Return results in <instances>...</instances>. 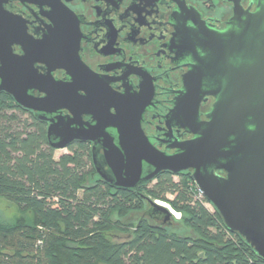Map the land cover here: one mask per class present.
<instances>
[{"label": "water", "instance_id": "95a60500", "mask_svg": "<svg viewBox=\"0 0 264 264\" xmlns=\"http://www.w3.org/2000/svg\"><path fill=\"white\" fill-rule=\"evenodd\" d=\"M57 15L61 17L60 12ZM60 17L51 19V39L30 43L36 50L43 47L49 50L45 57L52 62L51 70H65L70 80L57 83L48 75V91L37 87L38 82L29 78L21 79L19 85L5 81L0 91H5L26 110L47 115L67 110L71 116L47 119V143L54 150H61L73 141H93L96 175L111 187L134 190L151 183L161 172L177 176L191 171L196 188L218 212L226 229L243 238L264 260V0L257 1L253 13L235 14L232 22L238 21L239 25L233 23L231 31L212 36L213 44L204 49L206 56L197 61L187 76L186 93L193 90L196 94L193 117L187 127L193 139L174 143L169 147L175 149L171 155L156 150L145 137L140 127L145 104L110 105L115 109L114 114L106 107L99 108L94 113L95 125L79 133L78 38L67 46L73 52L71 59L65 54L67 50L61 40L53 38L63 33L60 27L66 26ZM69 19L77 33L76 22L70 16ZM23 49L24 56L14 59L33 74L30 47L23 46ZM35 62L46 64L45 59ZM190 82L195 84L189 90ZM34 88L46 96L33 98L28 91ZM207 95L214 97L215 102L207 114L208 121L200 122L198 104ZM87 100L85 105L90 103ZM107 129L113 130L115 137ZM96 146L103 151L102 163L94 153ZM152 206L166 220L173 216L171 209L167 210L157 201Z\"/></svg>", "mask_w": 264, "mask_h": 264}, {"label": "trees", "instance_id": "16d2710c", "mask_svg": "<svg viewBox=\"0 0 264 264\" xmlns=\"http://www.w3.org/2000/svg\"><path fill=\"white\" fill-rule=\"evenodd\" d=\"M12 102L0 98V197L20 217L0 225V264H264L197 197L190 173L111 187L94 172L88 146L55 159L45 126ZM154 201L179 219L166 220Z\"/></svg>", "mask_w": 264, "mask_h": 264}, {"label": "flooded vegetation", "instance_id": "af4514ba", "mask_svg": "<svg viewBox=\"0 0 264 264\" xmlns=\"http://www.w3.org/2000/svg\"><path fill=\"white\" fill-rule=\"evenodd\" d=\"M257 1L0 0V85L5 81L19 85L21 79L29 78L38 82L37 87L48 91V75L57 83L70 80L65 70H51L52 62L45 57L49 50L44 47L36 50L31 44L52 38L49 35L53 28L51 19L59 18L60 12L66 26L60 27L63 33L53 38L61 40L67 50L65 54L71 59L73 52L67 46L78 38L79 133L95 125L94 113L99 108L106 107L114 114L115 109L111 107L114 104H145L140 121L145 137L156 150L171 155L175 149L169 147L174 143L193 139L187 127L193 117L196 94L193 90L186 93L187 76L197 61L206 56L204 49L213 44L212 36L231 31L233 23L239 25L238 21L232 22L235 14L253 13ZM69 16L76 22L77 33L70 25ZM23 46L30 47L33 74L14 59L24 56ZM36 59H45L46 64L35 62ZM194 84L188 83L189 90ZM205 86L206 82L201 90L205 91ZM28 94L37 99L46 96L35 88ZM117 96L127 99L117 101ZM3 97L12 99L0 91V98ZM85 100L90 103L85 105ZM214 102V97L209 95L201 98L200 122L208 121L207 114ZM12 103L43 124L46 131L47 119L71 116L65 109L47 115ZM107 133L115 137L113 130L107 129ZM73 144L89 147L95 172L92 151L95 143L79 140L69 146ZM94 153L102 163V149L96 146ZM184 172L191 174L188 170ZM216 174L224 176L222 172Z\"/></svg>", "mask_w": 264, "mask_h": 264}, {"label": "rangeland", "instance_id": "374dc122", "mask_svg": "<svg viewBox=\"0 0 264 264\" xmlns=\"http://www.w3.org/2000/svg\"><path fill=\"white\" fill-rule=\"evenodd\" d=\"M66 153H68L67 149L55 150V152H54V158L57 159L60 155L66 154ZM174 180H177V179L174 178ZM162 205H163L164 208L167 207L166 209L168 210V208H169L168 205H166L164 203H162ZM206 207L209 210H212V208L209 205H207ZM137 216H140V213L139 214H132L131 215V217H135V218ZM19 217H20L19 210L13 204H11L7 200H5V199H3V198L0 197V225H2V226H10V225H13ZM173 219H175V218L173 217ZM179 233L180 234L188 233V231L187 230H180ZM35 245H37V246L38 245L39 246L42 245L41 244V241L40 240H37L35 242ZM36 252H37V250H35V253Z\"/></svg>", "mask_w": 264, "mask_h": 264}, {"label": "built area", "instance_id": "2783aa9c", "mask_svg": "<svg viewBox=\"0 0 264 264\" xmlns=\"http://www.w3.org/2000/svg\"><path fill=\"white\" fill-rule=\"evenodd\" d=\"M197 189V188H196ZM197 197L198 198H202L203 197V195H202V192L199 190V189H197ZM168 209H170V208H168ZM171 213L173 214V213H175L173 210H171ZM178 214V213H177ZM179 215V214H178ZM173 216H174V214H173ZM179 217H180V215H179ZM176 219V218H175Z\"/></svg>", "mask_w": 264, "mask_h": 264}, {"label": "bare ground", "instance_id": "6f19581e", "mask_svg": "<svg viewBox=\"0 0 264 264\" xmlns=\"http://www.w3.org/2000/svg\"><path fill=\"white\" fill-rule=\"evenodd\" d=\"M158 204L159 205H162V203H160V202H158ZM163 206V205H162ZM174 214V216L173 217H175L176 219H178L179 218V215L177 214V213H173Z\"/></svg>", "mask_w": 264, "mask_h": 264}]
</instances>
